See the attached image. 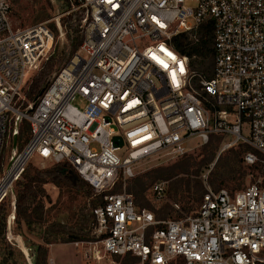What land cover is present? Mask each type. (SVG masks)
Listing matches in <instances>:
<instances>
[{
	"label": "built area",
	"instance_id": "obj_1",
	"mask_svg": "<svg viewBox=\"0 0 264 264\" xmlns=\"http://www.w3.org/2000/svg\"><path fill=\"white\" fill-rule=\"evenodd\" d=\"M80 1L90 13L80 50L24 105L26 82L55 33L47 22L14 27L13 0H0V222L11 200V231L17 184L38 157L71 164L100 195L92 214L105 255L130 264L264 263L263 182L235 192L208 187L178 219L139 207L126 187L113 190L139 162L183 155L189 141L214 136L224 137L223 149L250 147L245 161L264 168V0ZM209 20L214 67L206 77L171 40L196 39ZM24 121L29 138L18 149ZM151 191L161 201L166 183ZM97 252L91 257L100 260ZM25 256L33 264L28 249Z\"/></svg>",
	"mask_w": 264,
	"mask_h": 264
},
{
	"label": "rangeland",
	"instance_id": "obj_2",
	"mask_svg": "<svg viewBox=\"0 0 264 264\" xmlns=\"http://www.w3.org/2000/svg\"><path fill=\"white\" fill-rule=\"evenodd\" d=\"M188 4L194 7L196 2L189 1ZM66 6V0H13L12 2L11 22L14 27L47 22L55 33V42L48 57L33 71L26 82L24 105L32 100L27 92L32 86L34 77L44 69L48 59L54 57V60L58 63L64 52L69 48L64 19L80 6L73 4L71 9ZM87 20H89L88 16L83 20L82 25L85 37ZM80 47L77 51L80 50ZM57 72L58 70L54 71L51 78ZM73 104L82 107L80 99H76ZM21 126L23 130L20 132L17 142L18 149L29 138L28 123L24 121ZM224 141V137L221 136L212 137L208 143L191 140L188 142V149L183 155L175 157L160 154L143 160L137 164L136 175L128 179H120L113 190L121 191L126 187V190L133 194L139 207L151 209L160 218L165 217V208L171 206L173 210L166 219H178L186 214H191L197 208L203 190H207L208 187L214 190L226 188L231 192H235L255 182L264 183V168L261 163L248 164L244 159L245 152L250 151L251 148L241 146V144L223 149ZM241 149L245 151L240 153ZM53 165V163L43 161L37 157L29 164L26 172L33 173L34 169H45ZM159 167H170L176 170L173 171L174 174L169 179L154 181L157 174L155 170ZM160 181L166 183L167 192L165 197L158 201L154 198L151 187ZM45 189L49 198L45 199L44 211L41 217L33 216V221L30 223L17 217L11 231L7 229L8 243L14 251L13 257L9 260L10 263L28 264L25 256L26 247L29 246L36 251L40 244L48 249L46 260L48 264L131 263L132 259H120L104 254L100 244L102 236L96 229L95 218L92 213H90L88 224L81 222L82 212L80 207L83 205L90 206V198L74 188L59 186L52 182L46 183ZM10 201L4 205L6 207L4 211L8 212V215L11 211ZM176 204L179 207H176ZM61 225L73 227L76 234L80 233L78 230L80 227H84L90 240H79V244H77V241L65 242L64 240L68 239L67 232L56 230L57 226ZM47 241L51 243H47ZM96 248H100L102 251L99 253L100 260L91 257ZM0 262H3L2 256Z\"/></svg>",
	"mask_w": 264,
	"mask_h": 264
},
{
	"label": "trees",
	"instance_id": "obj_3",
	"mask_svg": "<svg viewBox=\"0 0 264 264\" xmlns=\"http://www.w3.org/2000/svg\"><path fill=\"white\" fill-rule=\"evenodd\" d=\"M66 1V7L69 9L72 8L73 4L80 6L78 9L73 10L64 19V25L67 28L69 48L64 52L62 58L58 63L54 60V57H50L46 62L44 69L34 77L32 86L27 92V95L32 100H35L38 96L41 95L42 91L46 89L51 81V74L57 70L59 72L64 67V65L71 60L72 56L76 53V51L84 41L85 34L82 25L83 20L87 16L89 19V8L81 6L82 2L80 0ZM213 24V20H209L208 22L202 24L200 26L198 37L196 39L192 38L187 33H181L174 36L171 40V44L174 49H176L181 54L189 57L192 70L202 73L206 77L212 76L214 67ZM22 130L23 129L21 128L20 132H22ZM21 148L22 145L20 149ZM244 151L245 150L241 149L240 153H243ZM175 170V168L173 169L170 167L157 168L155 170L157 174L154 177V181L157 179H169L174 174L173 171ZM49 182L55 183L59 186L74 188L77 191L82 192L87 198L91 199L89 203L90 206L83 205L80 207V210L82 212L81 222L83 224H88L90 222V213H92L93 208L103 203L102 198L100 197V195L96 194L94 188L79 175V173L71 166V164L64 162L54 164L53 166L45 169H34L33 173L26 172L24 174L23 178L18 182L16 189V218H22L30 223L33 221V216L41 217V214L44 211L45 199L49 198V195L46 193L45 189V184ZM205 192L206 190H203L200 202ZM4 205L1 208L2 221L0 222V257H3V262H0V264H16V262H9L11 257H13L14 255V251L13 247H11V245L8 243L7 239L8 212L4 211V209L6 208ZM172 210L173 207L167 206L164 210L165 217L158 218L166 219V217H168V214H170ZM56 230L59 232H67L68 239L64 240L65 242L90 240V237H88L87 233H85L84 227H80L78 229L80 231L79 234H76V232H74L73 227L67 225L57 226ZM47 243L51 242L47 241ZM27 249L33 264H48L46 261L48 254L47 247L40 244L38 245L36 251H34L29 246L27 247Z\"/></svg>",
	"mask_w": 264,
	"mask_h": 264
},
{
	"label": "bare ground",
	"instance_id": "obj_4",
	"mask_svg": "<svg viewBox=\"0 0 264 264\" xmlns=\"http://www.w3.org/2000/svg\"><path fill=\"white\" fill-rule=\"evenodd\" d=\"M96 255H97L98 257H100V255H99V253H98V252L96 253ZM100 259H101V257H100Z\"/></svg>",
	"mask_w": 264,
	"mask_h": 264
},
{
	"label": "water",
	"instance_id": "obj_5",
	"mask_svg": "<svg viewBox=\"0 0 264 264\" xmlns=\"http://www.w3.org/2000/svg\"><path fill=\"white\" fill-rule=\"evenodd\" d=\"M16 142H17V139L15 138V139H14V143L16 144Z\"/></svg>",
	"mask_w": 264,
	"mask_h": 264
},
{
	"label": "crops",
	"instance_id": "obj_6",
	"mask_svg": "<svg viewBox=\"0 0 264 264\" xmlns=\"http://www.w3.org/2000/svg\"><path fill=\"white\" fill-rule=\"evenodd\" d=\"M54 251V249H52Z\"/></svg>",
	"mask_w": 264,
	"mask_h": 264
}]
</instances>
